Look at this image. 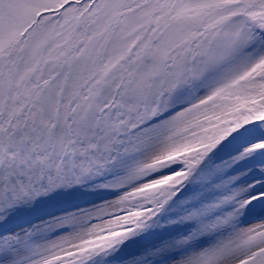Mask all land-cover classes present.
Returning a JSON list of instances; mask_svg holds the SVG:
<instances>
[{
  "label": "snow or ice",
  "instance_id": "snow-or-ice-1",
  "mask_svg": "<svg viewBox=\"0 0 264 264\" xmlns=\"http://www.w3.org/2000/svg\"><path fill=\"white\" fill-rule=\"evenodd\" d=\"M0 264H264V0H0Z\"/></svg>",
  "mask_w": 264,
  "mask_h": 264
}]
</instances>
